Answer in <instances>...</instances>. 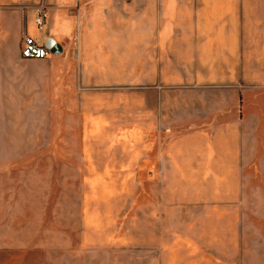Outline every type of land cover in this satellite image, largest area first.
Listing matches in <instances>:
<instances>
[{"label":"crops","instance_id":"obj_1","mask_svg":"<svg viewBox=\"0 0 264 264\" xmlns=\"http://www.w3.org/2000/svg\"><path fill=\"white\" fill-rule=\"evenodd\" d=\"M40 6L48 11L44 30L35 23ZM0 31L5 54L12 48L25 61L33 60L21 56L25 35L51 36L63 50L44 58H58L47 76L0 72V121L5 97L15 92L27 103L33 96L34 104L57 106L65 90L58 81L69 75L90 86H129L99 92L114 104L98 106L96 124L107 122L106 145L133 147L128 158L118 150L121 165L111 175L153 178L161 197L156 213L144 218V236L116 233L109 242L114 253L127 255L129 264H251L258 247L251 251V218L238 215L241 192H228L225 204L235 215L202 241L201 219L209 218L170 194L182 178L213 176L205 172L219 170L221 153L233 171L260 160L248 147L264 145V0H0ZM82 112H92L85 102ZM137 149L142 155L134 158ZM220 237L227 244L214 246ZM122 238L129 244L122 247Z\"/></svg>","mask_w":264,"mask_h":264},{"label":"rangeland","instance_id":"obj_2","mask_svg":"<svg viewBox=\"0 0 264 264\" xmlns=\"http://www.w3.org/2000/svg\"><path fill=\"white\" fill-rule=\"evenodd\" d=\"M0 40L5 41V31H0ZM5 57L11 63L8 66ZM56 59L25 61L12 48L5 54V44L0 42L3 73L44 77L51 73V62ZM71 77L58 81L65 90L57 106L44 99L34 104L33 96L27 103L24 93L5 97V120L0 121V264H129V257L114 253L109 242L116 233L128 235L131 231L135 238L144 236V218L156 213L153 206L161 197L160 183L132 176L130 171L111 175L117 172L113 170L116 159L122 156L118 150L124 149L128 158L133 147L106 145L105 138L111 136L105 128L107 122L100 129L96 124L98 106L114 104L113 96L100 97L99 92L129 86H90ZM84 102L92 111L86 115ZM99 132L104 136L100 143ZM126 135L128 130H122L121 136ZM248 150L260 157L249 170H229L224 152L219 170L205 172L213 176L182 178L184 185L171 189L175 192L170 195L176 202L197 204L195 213L209 218L201 219L205 223L202 241L210 239L208 230L213 232L222 219L235 215L225 204L228 192H241L238 215L251 218V251L258 247L251 264H264V221L260 220L264 219V145H251ZM132 154L137 158L142 152L137 149ZM102 168L106 170L99 171ZM220 239L209 243L227 244L225 237ZM125 242L122 238V247L129 244Z\"/></svg>","mask_w":264,"mask_h":264},{"label":"built area","instance_id":"obj_3","mask_svg":"<svg viewBox=\"0 0 264 264\" xmlns=\"http://www.w3.org/2000/svg\"><path fill=\"white\" fill-rule=\"evenodd\" d=\"M48 11L46 7L40 6L35 13V23L39 30H44L47 24ZM63 52L60 44L51 36L43 39H36L32 36L23 37L21 56L28 59H44L54 55H61Z\"/></svg>","mask_w":264,"mask_h":264}]
</instances>
